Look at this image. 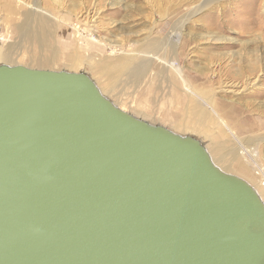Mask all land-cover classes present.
<instances>
[{
  "label": "water",
  "instance_id": "1",
  "mask_svg": "<svg viewBox=\"0 0 264 264\" xmlns=\"http://www.w3.org/2000/svg\"><path fill=\"white\" fill-rule=\"evenodd\" d=\"M0 264H264V201L87 74L2 64Z\"/></svg>",
  "mask_w": 264,
  "mask_h": 264
},
{
  "label": "rangeland",
  "instance_id": "2",
  "mask_svg": "<svg viewBox=\"0 0 264 264\" xmlns=\"http://www.w3.org/2000/svg\"><path fill=\"white\" fill-rule=\"evenodd\" d=\"M40 17L55 29L52 66L31 63L47 52L16 26L31 25L34 35ZM0 49L11 50L10 63H3L9 66L87 74L117 107L195 137L212 159L223 156L219 145L230 152L252 148L258 164L241 154L228 163L236 170L239 163L249 166V173L230 174L264 201V0H0ZM205 105L212 119L198 128L186 108ZM223 163L227 156L214 162Z\"/></svg>",
  "mask_w": 264,
  "mask_h": 264
},
{
  "label": "bare ground",
  "instance_id": "3",
  "mask_svg": "<svg viewBox=\"0 0 264 264\" xmlns=\"http://www.w3.org/2000/svg\"><path fill=\"white\" fill-rule=\"evenodd\" d=\"M14 4V3H13ZM6 9L7 10H9L10 12H12V11H14V7H13V5L10 3V4H7L6 5ZM26 14V13H25ZM26 15H28V16H30L31 17V14L30 13H28V14H26ZM25 15V16H26ZM26 20L28 21V19H27V16H26ZM32 24V23H31ZM36 25L37 26H35L36 27V32H35V34L34 35H32V26L31 25H29V27H27V25L26 24H21V25H16L18 28L20 27L21 28V37L25 34V36H28L27 37V39L26 40H29L30 42L32 41V42H35V44H37L39 47H41V49H42V51L44 50L45 52H47V55L46 56H44L43 58H34L33 59V57H31L30 58V60H31V63L32 64H34L35 66H38V67H43V66H52L53 65V61H54V55H55V51H54V49H53V47H52V45H50V43H49V38L50 37H52L51 36V34H50V29H51V27H52V29H54V26H53V24H52V22L49 20L48 21V19H45V18H42V17H40V20H37L36 21ZM34 27V26H33ZM50 27V28H49ZM29 28V29H28ZM25 29H27V30H25ZM55 30V29H54ZM173 34V33H172ZM170 37H173V38H175V39H177V40H179V37H180V33L179 34H176V33H174L172 36H170ZM22 39V38H21ZM25 39V38H24ZM24 39H23V41H24ZM174 40V39H173ZM27 43V42H26ZM29 43V42H28ZM30 44V43H29ZM10 49H8L6 52H2L1 51V49H0V65H2L3 63H10V59H11V54H10ZM38 55V54H37ZM43 55V54H42ZM78 53H75V54H72L70 57H69V62L70 63H73V65H74V68L76 67V65H75V60L78 58ZM72 65V64H71ZM172 65L178 70V65L175 63V62H172ZM70 66V65H69ZM102 67H104V66H102ZM99 68H101V67H99ZM70 69H73V68H70ZM103 70V72L105 73V74H110V69H108V68H103L102 69ZM112 72V71H111ZM208 96L211 94V93H206ZM195 98V97H194ZM192 99V98H191ZM195 105V104H194ZM204 105V104H203ZM197 106V105H196ZM195 106V107H196ZM186 109H188V111H190L191 113H192V116H193V120H192V122L195 124V125H197V127L198 128H201L202 126H205L206 125V123L208 122V121H210L212 118H211V116H210V113H212L210 110H209V108L205 105V107H203V108H201V109H197V108H194V109H191V108H186ZM213 115V114H212ZM181 128L182 129H178V130H182V133H185V130H186V128H185V126L184 125H181ZM228 129L230 130V127H228ZM180 135H182V134H180ZM217 148H221V150L220 151H222V153H223V156H227V163H223V164H221V166H220V168H221V170H223L224 172H232V171H235V172H245L246 174L247 173H249V172H247V169L249 168V166H248V168H242L241 167V164L239 163L238 165H240V167H237V168H239L238 170H236V168H234V167H232L231 166V164H229L230 162H232V161H236L237 159H238V157L242 154L244 157H245V159H246V163L247 164H249V165H251L250 164V162L249 161H251V163H252V165L254 166V165H256V164H258L257 162V154H256V152L251 148V149H249V148H245V149H241L242 151L240 152L239 150H237V149H235V150H233L232 152H230V151H227L226 150V148L225 147H222L221 145H219V147H217ZM214 155V154H213ZM211 156V155H210ZM222 156V157H223ZM214 157V156H213ZM218 157V156H217ZM216 156H215V158H213L214 159V162L216 163V164H218V161H219V159H221V158H217ZM211 158H212V156H211ZM240 158V157H239ZM243 158V157H242ZM212 159V160H213ZM244 159V158H243ZM240 160V159H239ZM249 160V161H248ZM253 161H255V162H253ZM229 162V163H228ZM245 162V161H244ZM251 165V166H252ZM217 166V165H216ZM256 167V166H255ZM251 168V167H250ZM249 168V169H250ZM253 168V167H252ZM248 169V170H249ZM256 169V168H255ZM258 170L257 171H260V169H259V167L257 168ZM260 172H262V170L260 171ZM255 190V189H254ZM256 191V190H255ZM257 192V191H256ZM259 195V194H258ZM260 196V195H259Z\"/></svg>",
  "mask_w": 264,
  "mask_h": 264
}]
</instances>
